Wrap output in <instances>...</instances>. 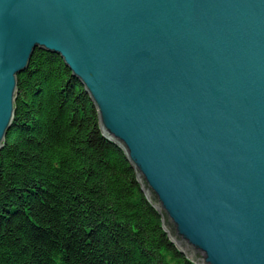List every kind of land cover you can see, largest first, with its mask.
<instances>
[{"label": "water", "instance_id": "water-1", "mask_svg": "<svg viewBox=\"0 0 264 264\" xmlns=\"http://www.w3.org/2000/svg\"><path fill=\"white\" fill-rule=\"evenodd\" d=\"M38 47L85 85L184 253L264 264V0H0V152Z\"/></svg>", "mask_w": 264, "mask_h": 264}, {"label": "trees", "instance_id": "trees-1", "mask_svg": "<svg viewBox=\"0 0 264 264\" xmlns=\"http://www.w3.org/2000/svg\"><path fill=\"white\" fill-rule=\"evenodd\" d=\"M18 88L0 152V264H197L60 54L36 48Z\"/></svg>", "mask_w": 264, "mask_h": 264}]
</instances>
